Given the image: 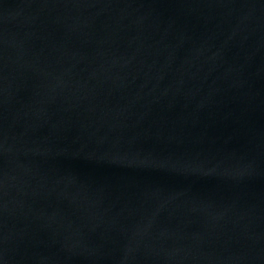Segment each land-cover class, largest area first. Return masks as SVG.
<instances>
[{"label": "water", "instance_id": "obj_1", "mask_svg": "<svg viewBox=\"0 0 264 264\" xmlns=\"http://www.w3.org/2000/svg\"><path fill=\"white\" fill-rule=\"evenodd\" d=\"M0 264H264V0H0Z\"/></svg>", "mask_w": 264, "mask_h": 264}]
</instances>
